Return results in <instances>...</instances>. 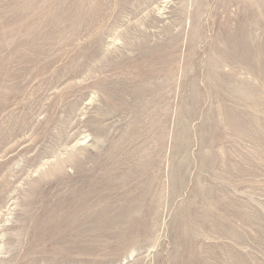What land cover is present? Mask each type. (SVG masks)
Returning a JSON list of instances; mask_svg holds the SVG:
<instances>
[{
	"label": "rangeland",
	"instance_id": "obj_1",
	"mask_svg": "<svg viewBox=\"0 0 264 264\" xmlns=\"http://www.w3.org/2000/svg\"><path fill=\"white\" fill-rule=\"evenodd\" d=\"M0 264H264V0H0Z\"/></svg>",
	"mask_w": 264,
	"mask_h": 264
}]
</instances>
